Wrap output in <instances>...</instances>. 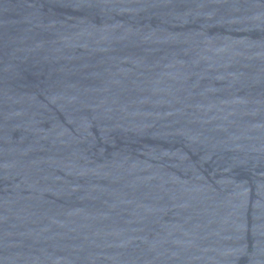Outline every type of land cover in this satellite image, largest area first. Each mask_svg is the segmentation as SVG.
<instances>
[{
  "label": "water",
  "instance_id": "95a60500",
  "mask_svg": "<svg viewBox=\"0 0 264 264\" xmlns=\"http://www.w3.org/2000/svg\"><path fill=\"white\" fill-rule=\"evenodd\" d=\"M0 264H264V0H0Z\"/></svg>",
  "mask_w": 264,
  "mask_h": 264
}]
</instances>
